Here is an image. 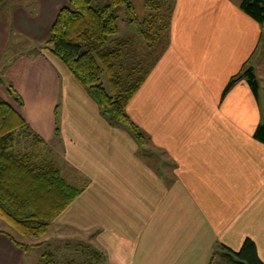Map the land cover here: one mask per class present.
I'll return each mask as SVG.
<instances>
[{
	"label": "crops",
	"instance_id": "1",
	"mask_svg": "<svg viewBox=\"0 0 264 264\" xmlns=\"http://www.w3.org/2000/svg\"><path fill=\"white\" fill-rule=\"evenodd\" d=\"M69 2L20 0L0 17L1 99L14 105L11 89L50 140L64 95V177L82 194L52 224L92 236L107 264H213L220 246L238 253L247 239L264 263V83L258 101L245 80L223 97L245 65L264 74V26L232 0H173L166 41L141 48L149 73L127 108L141 145L44 51ZM21 40L35 50L19 52ZM1 232L0 264L32 263L34 248Z\"/></svg>",
	"mask_w": 264,
	"mask_h": 264
},
{
	"label": "trees",
	"instance_id": "2",
	"mask_svg": "<svg viewBox=\"0 0 264 264\" xmlns=\"http://www.w3.org/2000/svg\"><path fill=\"white\" fill-rule=\"evenodd\" d=\"M4 1L0 0V7ZM94 1L70 0L69 6L59 14L44 50L65 66L112 126L128 130L139 144L144 145L147 139L131 121L127 108L144 84L149 68L136 77L127 73L125 67L133 58L128 53L124 54L126 47L129 49L130 42L117 40L120 26L116 9L127 7L128 19L125 22L135 25L145 42L143 47L149 51L166 41L173 7L165 11V7L158 2L160 0L148 1L145 10L149 15L140 21L130 0H111V4L104 7L94 6ZM240 8L247 16L264 26V0H244ZM140 55L134 56L135 63L139 65L147 57L145 54ZM102 78H106L109 90ZM243 80L248 83L258 101L259 81L254 68L247 65L239 75L231 79L223 97ZM1 84L0 80V86ZM9 96L15 106L23 107L22 99L11 89ZM14 105L0 97V219L21 237L41 239L47 235L53 220L63 214L81 196L82 191L69 185L59 170L47 165H37L31 160V156L13 153L17 131L31 135L40 145L45 144L31 130ZM55 134L57 138L61 135L57 122ZM254 138L264 144V117ZM1 233L9 237L17 247L30 249L43 246L21 243L12 235ZM219 249L221 252L217 255L230 264H264L258 256L255 243L250 239L245 241L238 253L224 246ZM43 258L46 264H61L55 262L52 255L46 254Z\"/></svg>",
	"mask_w": 264,
	"mask_h": 264
},
{
	"label": "rangeland",
	"instance_id": "3",
	"mask_svg": "<svg viewBox=\"0 0 264 264\" xmlns=\"http://www.w3.org/2000/svg\"><path fill=\"white\" fill-rule=\"evenodd\" d=\"M20 0H5L4 4L0 7V17L7 18L8 12L12 5L19 4ZM151 0H130L135 8L136 16L139 18L140 21H143L145 17H148L149 12L145 10V4ZM156 1V0H155ZM239 6L242 4L244 0H232ZM165 7V11H168L169 7H173V0H160L158 1ZM94 6L104 7L106 5L111 4V0H95ZM116 13L119 17V26H120V34L122 32V38L125 41H133V44H130L129 49H125L124 54L128 53L131 58V62L128 61L129 65L127 68V73L132 74L133 77H136L138 73L141 75L148 70V66L145 65L147 63L141 62L135 63L134 56L140 52L141 48L145 45V42L141 36H139L135 25L127 24L125 21L128 19V10L126 6H121L120 8L116 9ZM126 34V35H125ZM169 33L166 34L168 36ZM165 36V37H166ZM126 37V38H125ZM164 37V38H165ZM128 39V40H127ZM22 45L19 50L21 52L23 49L31 48V50H35L33 44L27 43L25 40H21ZM13 45V44H12ZM26 45V46H25ZM25 46V47H24ZM18 44L15 43L14 49H17ZM28 50V49H27ZM27 50H24V52ZM46 53H49L47 50H44ZM10 54V53H9ZM50 54V53H49ZM52 56V55H51ZM53 57V56H52ZM129 58V57H128ZM255 68V75L259 80V84L264 83V74L263 71L253 65ZM102 82L106 84L108 87V82L106 78H102ZM261 82V83H260ZM261 87V86H260ZM109 90V87H108ZM64 112V95L61 93L59 100H58V111L56 114V122L58 127L62 128V123L64 120L63 117ZM105 118V117H104ZM105 121L108 120L105 118ZM120 127V126H119ZM122 128V127H121ZM34 132V131H33ZM129 132V131H128ZM21 131L16 132V141L13 145L12 151L13 153L19 156H31V160L37 164L42 166H50L55 168L57 171L59 170L62 176H68L71 173V168L66 164L65 160V152H64V139L63 136L57 138V136L53 135L50 140L41 137L45 144L40 145L37 143L34 137L28 134H20ZM35 133V132H34ZM130 135L131 132H129ZM133 136V135H132ZM65 178V177H64ZM0 226L2 227L3 231L7 232L8 234L12 235L18 242L25 243L28 245H35L42 241L49 240L46 244L40 249L34 248L28 255L29 259L33 264H46V260H44L43 256L52 255L55 259V262L61 264H69V262L74 264H107L103 256L101 255L98 250H96L94 244L91 242L92 236L87 235H80L79 233H72L63 225L52 224L48 230L46 237L41 239H29L24 238L18 235L11 227L5 224L0 219ZM50 233V234H49ZM30 263V264H32ZM213 264H230L221 256L217 255L212 261Z\"/></svg>",
	"mask_w": 264,
	"mask_h": 264
}]
</instances>
